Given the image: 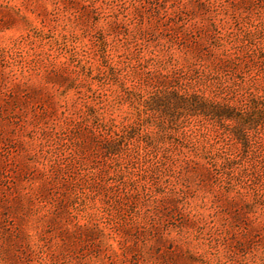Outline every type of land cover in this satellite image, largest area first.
I'll use <instances>...</instances> for the list:
<instances>
[{
  "label": "rangeland",
  "instance_id": "rangeland-1",
  "mask_svg": "<svg viewBox=\"0 0 264 264\" xmlns=\"http://www.w3.org/2000/svg\"><path fill=\"white\" fill-rule=\"evenodd\" d=\"M0 264H264V0H0Z\"/></svg>",
  "mask_w": 264,
  "mask_h": 264
},
{
  "label": "trees",
  "instance_id": "trees-1",
  "mask_svg": "<svg viewBox=\"0 0 264 264\" xmlns=\"http://www.w3.org/2000/svg\"><path fill=\"white\" fill-rule=\"evenodd\" d=\"M193 103V107L198 110H204L203 108H205V105H206V102L205 101H202L200 100L197 96H193L192 97V100H191ZM216 115H227V114H221V113H218V112H214ZM247 121H251V123H255V122H261L260 120H247Z\"/></svg>",
  "mask_w": 264,
  "mask_h": 264
}]
</instances>
